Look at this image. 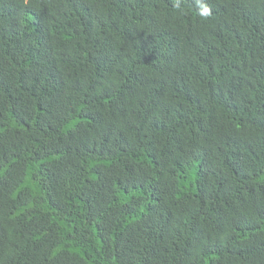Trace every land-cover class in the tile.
<instances>
[{
	"label": "trees",
	"instance_id": "obj_1",
	"mask_svg": "<svg viewBox=\"0 0 264 264\" xmlns=\"http://www.w3.org/2000/svg\"><path fill=\"white\" fill-rule=\"evenodd\" d=\"M0 264H264V0H0Z\"/></svg>",
	"mask_w": 264,
	"mask_h": 264
},
{
	"label": "clouds",
	"instance_id": "obj_2",
	"mask_svg": "<svg viewBox=\"0 0 264 264\" xmlns=\"http://www.w3.org/2000/svg\"><path fill=\"white\" fill-rule=\"evenodd\" d=\"M178 7V6H177ZM211 14V10L207 6H202L199 10V15L202 17H208Z\"/></svg>",
	"mask_w": 264,
	"mask_h": 264
}]
</instances>
